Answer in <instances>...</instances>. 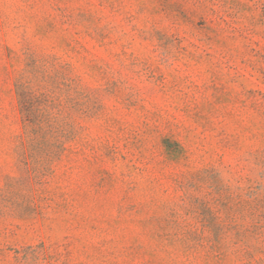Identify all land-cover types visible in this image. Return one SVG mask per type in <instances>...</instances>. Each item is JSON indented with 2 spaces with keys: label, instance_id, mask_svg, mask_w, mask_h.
Segmentation results:
<instances>
[{
  "label": "rangeland",
  "instance_id": "rangeland-1",
  "mask_svg": "<svg viewBox=\"0 0 264 264\" xmlns=\"http://www.w3.org/2000/svg\"><path fill=\"white\" fill-rule=\"evenodd\" d=\"M0 264H264V0H0Z\"/></svg>",
  "mask_w": 264,
  "mask_h": 264
}]
</instances>
